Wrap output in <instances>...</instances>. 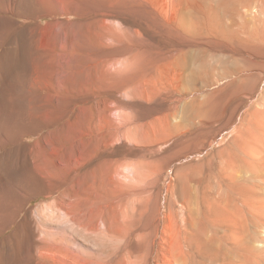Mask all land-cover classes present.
Instances as JSON below:
<instances>
[{
    "label": "rangeland",
    "instance_id": "rangeland-1",
    "mask_svg": "<svg viewBox=\"0 0 264 264\" xmlns=\"http://www.w3.org/2000/svg\"><path fill=\"white\" fill-rule=\"evenodd\" d=\"M218 6L219 0H48L46 13L34 18L0 12L11 18L6 47L16 55L23 53L16 39L38 40L26 60L41 83L39 90L23 86L21 99L41 129L0 153L11 151L10 164L26 167L25 149L44 139L41 154L72 165L64 175L77 174L92 198L113 196L114 160L141 161L149 172L143 192L125 193L123 202L141 198L143 225L169 213L168 205L174 221L183 213L203 216V191L221 166L256 149L252 159L264 161V12H248L259 18L249 28L258 30L248 38L240 32L239 40L223 31L222 22L239 27L216 17ZM236 66L246 74L234 76ZM51 201L41 194L29 206Z\"/></svg>",
    "mask_w": 264,
    "mask_h": 264
},
{
    "label": "bare ground",
    "instance_id": "bare-ground-1",
    "mask_svg": "<svg viewBox=\"0 0 264 264\" xmlns=\"http://www.w3.org/2000/svg\"><path fill=\"white\" fill-rule=\"evenodd\" d=\"M46 4L48 0H23L22 4L0 0V12L34 18L46 13ZM218 7L216 17L222 21L228 17L239 27L229 29L222 22L223 31L238 39L242 32L248 38L258 30L250 29V23L259 19L251 20L248 12H264V0H219ZM7 19L11 18L0 17V149L41 129L21 100L23 86L40 89V77L26 60V54L36 50L38 40L16 39L23 51L16 55L15 48L6 47L11 29ZM245 69L236 66L232 74L242 77ZM38 143L29 150L23 146L18 149H25L21 155L26 167L10 164L11 151L0 153V236L16 226L0 238V264H140L141 257L146 258V264H264V161L252 159L261 149L243 151L235 157V161L239 158L237 164L233 161L221 166L217 181L203 191L200 218L183 213L174 221L168 205L169 213L162 211L155 224L143 225L138 216L141 198L123 202L125 193L143 192L139 185L147 181L149 172L141 161L114 160L110 169L115 181L113 196L103 192L92 198L87 197V187L75 180L77 174L70 178L64 175L72 165L60 167L52 162L41 154L44 139ZM222 154L231 159L235 156ZM41 194L52 201L36 208L29 206ZM143 245L146 252L142 255Z\"/></svg>",
    "mask_w": 264,
    "mask_h": 264
}]
</instances>
